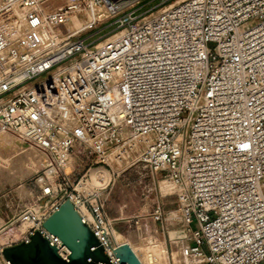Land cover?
Instances as JSON below:
<instances>
[{"label":"built area","instance_id":"obj_1","mask_svg":"<svg viewBox=\"0 0 264 264\" xmlns=\"http://www.w3.org/2000/svg\"><path fill=\"white\" fill-rule=\"evenodd\" d=\"M130 1L91 0L113 17ZM138 9L113 21L118 36L97 49L81 33L0 55V129L58 166L76 142L102 154L128 130L142 140L141 160L175 185L202 264H264V0H185L142 23ZM69 10L32 11L28 39L34 22L64 24ZM66 60L73 71L36 81ZM67 199L77 211L89 202L80 191ZM90 206L94 221L81 217L106 253L108 224Z\"/></svg>","mask_w":264,"mask_h":264},{"label":"rangeland","instance_id":"obj_2","mask_svg":"<svg viewBox=\"0 0 264 264\" xmlns=\"http://www.w3.org/2000/svg\"><path fill=\"white\" fill-rule=\"evenodd\" d=\"M73 1L80 2V10L66 26L58 24L55 27L62 30L64 36L68 33L92 35L88 42L96 46L120 30L118 25L112 22L125 16L130 10L139 8L137 14L142 23L143 19L156 16L162 8L178 0H141L139 4L128 9L131 4L136 3L131 0L129 6L121 8L116 17L109 13L103 3L96 4L100 6L99 8L95 6L89 8L91 0H42L41 6L44 13L45 11L52 13L58 12L60 7L66 10L67 3ZM112 1L119 4L124 0ZM100 15L104 17L100 19ZM98 30L100 32L95 34ZM72 63L71 60H66L53 70L39 75L36 81L49 74L64 71ZM3 133L5 132L0 131V135ZM37 148L9 137H0V264H8L7 262L11 264L5 256L6 249L31 240L32 235L43 227V222L56 206L63 203L68 194L79 191L81 180L88 178L87 173L90 179L81 189L86 193L94 190V193L87 197L89 201L87 206L92 212L90 203L93 204L101 212L104 222L108 224L111 232L108 236V247L115 246L116 242L130 243L141 260L147 264L149 255L154 256L156 260L151 264H192V260L188 261L184 257L185 245L190 248L193 246L191 233H187V237L178 244H174L171 237L173 231L186 230L183 226V210L176 187L169 180L168 173L152 171L141 160L144 145L140 138L127 145H115L102 154L95 151L93 144L85 146L76 142L74 150L66 159V162L71 161L65 165L66 172H71L67 175L68 179L64 177L61 166L55 162L52 166L58 169V173L54 172L53 177L48 178L47 159ZM110 151L109 160L102 158L101 155ZM97 169H102L103 173L96 178L93 171ZM39 176L46 177L51 187L49 194H45L38 183ZM57 176L58 180H55ZM38 210L46 213L40 219L34 217ZM157 210L159 213H156ZM24 217H28L33 223L28 226L24 223ZM193 227H197L196 223ZM157 242L162 243L168 251L167 258L160 261L157 255L161 254L162 249L154 250V244ZM103 249L105 252L104 246Z\"/></svg>","mask_w":264,"mask_h":264},{"label":"bare ground","instance_id":"obj_3","mask_svg":"<svg viewBox=\"0 0 264 264\" xmlns=\"http://www.w3.org/2000/svg\"><path fill=\"white\" fill-rule=\"evenodd\" d=\"M183 1H185V0H178L174 4H171L169 6L168 5L165 6L161 10L171 8L172 6H174L178 3H181ZM67 4H68L69 8H71L72 10L65 15L58 16V20H57V21H59V20L65 21L64 22L65 26L70 21V19L73 17V15L76 14L80 10V2L73 1V2H70ZM91 6H95L96 8L100 7V6H97L96 4H94L93 2L90 3L89 8ZM41 8H42V6L38 3L37 0H33V2H29L26 4L23 3L22 0H0V55L7 54L9 49H12V48L14 50L18 51L17 55L19 53L25 51L26 49H29L31 52L43 50L48 45H50L51 43H60V42L68 39L69 37H71L73 35H77V34L68 33L67 35L64 36V34L62 33V30H58L59 28H56L55 26H53L47 19H45L43 17L44 19L42 18V21L40 22L41 24L36 25L34 22V25L36 26L34 29V32H35V36H36L37 40L30 41L28 39V36H27V31L33 23L31 24V20L29 18V15L32 11H34V10L39 11V10H41ZM62 9L63 8L60 7V10H62ZM47 13H49V12L45 11L46 15H47ZM103 17H104V15L99 16L100 19H102ZM146 19L147 18L143 19L142 21H145ZM117 36L118 35H115L114 37H117ZM114 37H112V38H114ZM112 38H109V39H112ZM1 42H2V44H1ZM103 44H104V42L102 44L97 45L95 48L97 49L100 46H102ZM74 67H75V65L74 66L71 65L70 67H68L64 71H59L58 73H54L51 75V78L58 80L65 73H69V72L73 71ZM0 131L5 132V133L1 134L0 137L1 136L9 137L14 141H18V142L23 143L19 138H17V136L15 137L11 134H8L7 131L2 130V129H0ZM124 136L127 140L125 141V143L123 145H127L131 141L138 139V137H129L128 130L124 132ZM30 146L36 147L34 145H30ZM37 149L43 155H45L44 157L47 159L46 174H47L48 178H52L53 173L56 171V167L52 166L53 165L52 160H51L50 156L45 151H43L39 148H37ZM110 156H111V151L108 152L107 154L106 153L104 154V157L106 158V160H109ZM67 157H68V155L65 158L67 159ZM69 162H71V161L66 162V160H65L63 163H61V168L66 175H69L71 173V172L70 173L66 172V166L65 165H67ZM95 171L100 172L103 170L101 169V170H95ZM86 176H88V178L85 180H83V179L81 180L80 183H82V185L79 187L80 189H78V190L82 193L84 192L86 197H89L90 195H92L94 193L93 192L94 190L91 193H86V191L81 189V187H83V185L87 184L88 179H90L88 173ZM37 181L40 184V186H42L45 194H49L51 192V187L49 186V183L46 181V177L39 176ZM86 210L88 211V213L86 212ZM78 212L83 218H86V220H89L90 222L94 221V217H93L91 211L89 210V208L86 206V204L79 205ZM45 214H46L45 211L38 210L37 214H35L34 217H36V218L39 217V219H40ZM176 217H178V215H176ZM24 223L29 226L33 222L28 217H24ZM187 233H188L187 230L173 231L171 233V237H172V240H174L173 241L174 244H177V242L175 240L182 241L185 237H187ZM109 234L111 235V232ZM116 234L120 236V234L117 231H116ZM55 237L58 240V242L61 243L58 247V253L62 257H68L69 254L71 253L70 249L67 246L62 244V241L60 240L59 237H57V236H55ZM105 241L108 244V237L107 236L105 237ZM124 244H128L132 248V250L135 252L133 245H130L129 243H124ZM119 245H122V244L116 242V245L111 246V247L109 246L108 251L106 252V254L109 256V258L112 257L114 264H122V263H120L119 258H117L114 254V248H116ZM97 248H98V246L95 245L92 248V250H97ZM157 249H162L161 254L157 255L158 257H160L159 261L161 259L167 258L168 251L166 250L165 246L162 243L157 242L154 244V250H157ZM135 254L138 256V258L142 264H147L143 260H141V258L139 257V255L136 252H135ZM191 255H192V257H190ZM36 256H38L37 253H36ZM184 257H186L188 259V261L192 260L193 261L192 264H202L203 263L202 258H200L196 254H194L190 250V247L188 245H185V247H184ZM89 260H91V259H89ZM153 261H156L154 259V256L149 255V264L153 263ZM99 264H109V263H107V261H101ZM123 264H128V263H123Z\"/></svg>","mask_w":264,"mask_h":264},{"label":"water","instance_id":"obj_4","mask_svg":"<svg viewBox=\"0 0 264 264\" xmlns=\"http://www.w3.org/2000/svg\"><path fill=\"white\" fill-rule=\"evenodd\" d=\"M43 226L70 249L68 260L63 259L57 246L51 245L38 231L29 242L6 249L5 256L11 264H99L101 261L111 264L97 236L83 221L70 199L61 203L46 218ZM95 245L97 250H92ZM114 254L122 264H142L128 244L114 248Z\"/></svg>","mask_w":264,"mask_h":264},{"label":"crops","instance_id":"obj_5","mask_svg":"<svg viewBox=\"0 0 264 264\" xmlns=\"http://www.w3.org/2000/svg\"><path fill=\"white\" fill-rule=\"evenodd\" d=\"M97 170H100V169H97ZM104 170L105 171H108L107 169H105L104 168ZM94 172V174H95V177L97 178V177H99L100 175H101V173H103V172H99V171H93ZM92 177H93V175H92ZM86 212L88 213V211L86 210ZM174 241V240H173ZM176 242H177V244L180 242V241H178V240H175ZM130 244V243H129ZM131 245V244H130Z\"/></svg>","mask_w":264,"mask_h":264}]
</instances>
